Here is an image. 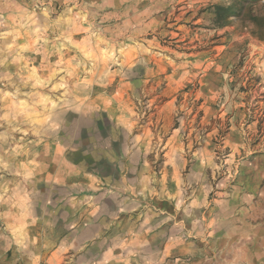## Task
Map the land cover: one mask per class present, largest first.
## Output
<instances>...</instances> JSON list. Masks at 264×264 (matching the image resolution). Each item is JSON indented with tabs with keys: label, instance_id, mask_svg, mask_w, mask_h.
I'll return each instance as SVG.
<instances>
[{
	"label": "rangeland",
	"instance_id": "rangeland-1",
	"mask_svg": "<svg viewBox=\"0 0 264 264\" xmlns=\"http://www.w3.org/2000/svg\"><path fill=\"white\" fill-rule=\"evenodd\" d=\"M2 175L61 238L101 207L126 260L133 210L264 183V0H0Z\"/></svg>",
	"mask_w": 264,
	"mask_h": 264
},
{
	"label": "crops",
	"instance_id": "crops-1",
	"mask_svg": "<svg viewBox=\"0 0 264 264\" xmlns=\"http://www.w3.org/2000/svg\"><path fill=\"white\" fill-rule=\"evenodd\" d=\"M52 176L54 182H60L59 174L55 176L53 172ZM4 179V175L0 176V264H124L129 260L133 264H264L262 178L251 183L239 175L233 185L213 193L208 203L202 197L195 219L190 215L180 217L178 206L150 204L133 210L131 217L136 216L138 230L131 244L137 252L128 260L123 253L115 257L110 248L114 241L100 225L101 214H96L101 207L92 210L89 205L84 211L93 214L85 219H77L80 209L73 211L70 207L68 210L75 216L70 221L73 231L61 238L54 229L47 232L31 202L18 199L12 187H2ZM76 180L75 176L69 177L68 183ZM146 214L147 220L141 222ZM127 241L129 238L116 242Z\"/></svg>",
	"mask_w": 264,
	"mask_h": 264
},
{
	"label": "trees",
	"instance_id": "trees-1",
	"mask_svg": "<svg viewBox=\"0 0 264 264\" xmlns=\"http://www.w3.org/2000/svg\"><path fill=\"white\" fill-rule=\"evenodd\" d=\"M231 8H233V6L226 7V11L230 10ZM238 14H240V10H239V9L235 10V12H234L233 14H227V15H225V16H226L227 18H230V17H232V16H236V15H238Z\"/></svg>",
	"mask_w": 264,
	"mask_h": 264
}]
</instances>
